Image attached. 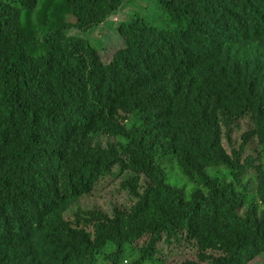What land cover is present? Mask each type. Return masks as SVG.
<instances>
[{"label":"trees","instance_id":"trees-1","mask_svg":"<svg viewBox=\"0 0 264 264\" xmlns=\"http://www.w3.org/2000/svg\"><path fill=\"white\" fill-rule=\"evenodd\" d=\"M125 2L0 0V264H165L164 240L264 264V0H159L166 26L113 19L106 62ZM115 167L135 202L78 207Z\"/></svg>","mask_w":264,"mask_h":264},{"label":"rangeland","instance_id":"rangeland-1","mask_svg":"<svg viewBox=\"0 0 264 264\" xmlns=\"http://www.w3.org/2000/svg\"><path fill=\"white\" fill-rule=\"evenodd\" d=\"M125 3L126 4L120 10L106 21L104 26L97 27L98 30L95 33L97 39H95L93 43L99 47L102 59L106 62H109L112 59L114 52L124 44L123 39L115 30H113V28L116 27L117 22L130 21L133 15H139L155 25L166 26L167 21L159 0H126ZM68 16V20H75L73 15L70 14ZM116 18L118 20L116 23H113V19ZM245 129L246 127H244L242 123L241 128L234 129L232 136L235 145L241 141L240 135ZM97 139L103 145L114 141L113 137L105 135H100ZM224 144L230 151L231 149L226 139L224 140ZM253 152L254 149H248L246 154ZM167 170L169 171V182L179 188H183L187 194L197 187L195 182H192L187 177L183 176L179 170L176 171V169L172 167V164L167 166ZM119 172L120 170L118 167H115L113 169V174L103 177L100 180V183L96 185L92 194L84 196L78 201V207H81L83 210L100 209L107 214H112L116 208L128 209L135 202V198L128 192V189L123 188L122 182L130 175V173L127 174L126 172H122L119 174ZM74 210L76 211V209ZM73 211L71 213L68 212L67 216L69 218L74 217ZM142 241L143 240H141L140 243H142ZM164 241L159 243L158 257L162 258L165 264H173L192 257V249L184 240L179 242L173 241L170 244H167ZM260 260L261 257L257 256L248 264H260ZM127 261L130 262V259L126 258L123 262L127 263ZM94 264H106V261L103 257L99 256ZM148 264H151L150 261H148ZM154 264L160 263L156 262Z\"/></svg>","mask_w":264,"mask_h":264},{"label":"clouds","instance_id":"clouds-1","mask_svg":"<svg viewBox=\"0 0 264 264\" xmlns=\"http://www.w3.org/2000/svg\"><path fill=\"white\" fill-rule=\"evenodd\" d=\"M126 4V3H125ZM117 19V18H116Z\"/></svg>","mask_w":264,"mask_h":264}]
</instances>
